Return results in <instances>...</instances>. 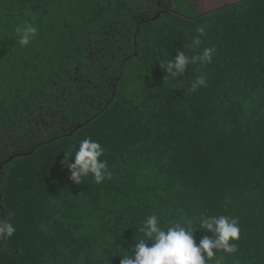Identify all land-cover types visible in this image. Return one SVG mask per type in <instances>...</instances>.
Listing matches in <instances>:
<instances>
[{"label": "trees", "instance_id": "16d2710c", "mask_svg": "<svg viewBox=\"0 0 264 264\" xmlns=\"http://www.w3.org/2000/svg\"><path fill=\"white\" fill-rule=\"evenodd\" d=\"M176 9L0 0V218L16 229L0 237V264H120L150 215L164 230L183 217L193 229L200 216L238 218L237 252L216 256L264 264V0ZM25 22L38 31L20 47ZM208 47L210 64L166 76L177 51ZM201 75L206 86L191 91ZM85 138L101 144L111 179H68L62 161Z\"/></svg>", "mask_w": 264, "mask_h": 264}, {"label": "clouds", "instance_id": "9594fccd", "mask_svg": "<svg viewBox=\"0 0 264 264\" xmlns=\"http://www.w3.org/2000/svg\"><path fill=\"white\" fill-rule=\"evenodd\" d=\"M17 42L20 47L28 46L37 34V28L25 22L15 28ZM197 36L193 38V45L201 44L200 37L205 34L204 26L196 29ZM215 49L204 48L199 55L188 56L184 51H177L173 59L164 62L163 70L166 76L172 79L183 76L189 64L207 65L212 62ZM207 78L203 75L197 77L191 84L190 90L195 92L198 88L206 86ZM104 154L101 144L91 138L79 142L74 154H65L62 163L70 172L68 179L76 185L82 184L84 178L91 176L95 183L100 184L105 179H111L112 173L108 170L105 160L100 159ZM67 157L74 162L69 163ZM230 201H225V207ZM193 218L183 217L164 230L156 215H150L139 228L142 234L134 247H130L126 254L120 257V264H223L224 256H216L223 251L226 254L236 253L241 230L238 218L229 216H200L198 227L193 229ZM201 230L199 244L195 242L194 232ZM16 229L7 218H0V237L10 238ZM210 233L211 235H207Z\"/></svg>", "mask_w": 264, "mask_h": 264}, {"label": "rangeland", "instance_id": "374dc122", "mask_svg": "<svg viewBox=\"0 0 264 264\" xmlns=\"http://www.w3.org/2000/svg\"><path fill=\"white\" fill-rule=\"evenodd\" d=\"M187 0H178V9L185 16H189L192 13L198 12L199 8L201 12H207L218 7L224 6L236 0H194L186 4ZM170 9L172 8L169 7Z\"/></svg>", "mask_w": 264, "mask_h": 264}, {"label": "flooded vegetation", "instance_id": "af4514ba", "mask_svg": "<svg viewBox=\"0 0 264 264\" xmlns=\"http://www.w3.org/2000/svg\"><path fill=\"white\" fill-rule=\"evenodd\" d=\"M163 5H164V6H167V4H166V3H164ZM164 6H163V7H164Z\"/></svg>", "mask_w": 264, "mask_h": 264}, {"label": "crops", "instance_id": "0c3cea01", "mask_svg": "<svg viewBox=\"0 0 264 264\" xmlns=\"http://www.w3.org/2000/svg\"><path fill=\"white\" fill-rule=\"evenodd\" d=\"M174 5V4H173ZM173 5H172V7H173Z\"/></svg>", "mask_w": 264, "mask_h": 264}]
</instances>
